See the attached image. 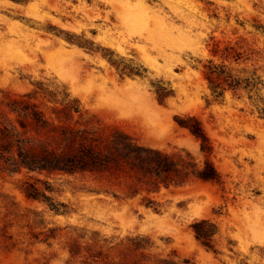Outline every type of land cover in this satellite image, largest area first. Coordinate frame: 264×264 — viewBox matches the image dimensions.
Here are the masks:
<instances>
[{"label":"rangeland","instance_id":"1","mask_svg":"<svg viewBox=\"0 0 264 264\" xmlns=\"http://www.w3.org/2000/svg\"><path fill=\"white\" fill-rule=\"evenodd\" d=\"M210 61L250 85L216 96ZM15 97L52 126L10 112ZM189 116L210 150L180 124ZM19 120L59 152L60 125L102 146L120 130L190 174L131 195L125 176L0 169V264H264V0H0V123ZM207 160L218 179L192 172ZM196 223L216 227L209 242Z\"/></svg>","mask_w":264,"mask_h":264},{"label":"trees","instance_id":"2","mask_svg":"<svg viewBox=\"0 0 264 264\" xmlns=\"http://www.w3.org/2000/svg\"><path fill=\"white\" fill-rule=\"evenodd\" d=\"M211 88L216 96H224L225 90L239 89L248 79L235 76L225 64H208V74ZM163 89V88H162ZM28 95V94H26ZM25 95V96H26ZM160 101L169 93L158 90ZM65 115L70 118L72 111L80 112L78 99L65 101ZM10 112L32 120L42 128H50L52 122L39 106L23 97H15L7 102ZM23 130L15 123H0V169L19 171L26 168L30 171L53 173H93L108 176H125L128 179L130 193L139 192L138 184L146 183L152 190H159L161 184L182 185L188 179L190 171L184 168L170 154L135 141L130 135L120 130L112 133L110 142L102 146L100 138L85 134L86 130L69 128L60 125L69 151L59 152L45 142L38 143L28 135L25 123L19 120ZM180 124L188 128L196 137L202 139V149L210 150L209 138L196 116L182 118ZM70 130V131H69ZM71 132V135L69 134ZM81 132V133H80ZM198 177L205 180H216L219 173L212 162L206 161L201 169H193ZM40 181V179H38ZM27 195L36 199H43L51 208L61 211L54 200L36 183H29ZM62 205V204H61ZM64 205V204H63ZM196 235L209 242L216 233V227L202 229L195 224Z\"/></svg>","mask_w":264,"mask_h":264}]
</instances>
